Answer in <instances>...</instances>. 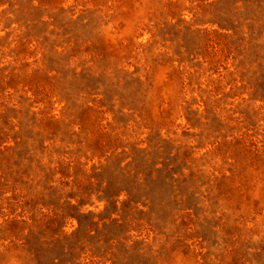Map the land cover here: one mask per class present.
<instances>
[{
	"label": "rangeland",
	"instance_id": "374dc122",
	"mask_svg": "<svg viewBox=\"0 0 264 264\" xmlns=\"http://www.w3.org/2000/svg\"><path fill=\"white\" fill-rule=\"evenodd\" d=\"M0 264H264V0H0Z\"/></svg>",
	"mask_w": 264,
	"mask_h": 264
}]
</instances>
